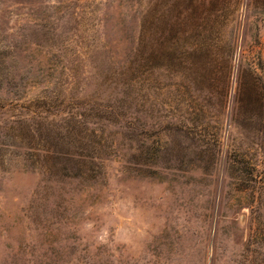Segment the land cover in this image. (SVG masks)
Segmentation results:
<instances>
[{"label":"rangeland","instance_id":"1","mask_svg":"<svg viewBox=\"0 0 264 264\" xmlns=\"http://www.w3.org/2000/svg\"><path fill=\"white\" fill-rule=\"evenodd\" d=\"M0 264H264V0H0Z\"/></svg>","mask_w":264,"mask_h":264}]
</instances>
